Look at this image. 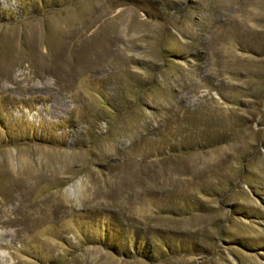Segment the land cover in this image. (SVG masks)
I'll return each mask as SVG.
<instances>
[{"label":"rangeland","instance_id":"rangeland-1","mask_svg":"<svg viewBox=\"0 0 264 264\" xmlns=\"http://www.w3.org/2000/svg\"><path fill=\"white\" fill-rule=\"evenodd\" d=\"M0 264H264V0H0Z\"/></svg>","mask_w":264,"mask_h":264}]
</instances>
